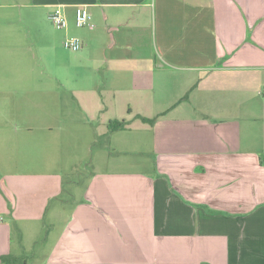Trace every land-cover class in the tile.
<instances>
[{"label": "crops", "instance_id": "0c3cea01", "mask_svg": "<svg viewBox=\"0 0 264 264\" xmlns=\"http://www.w3.org/2000/svg\"><path fill=\"white\" fill-rule=\"evenodd\" d=\"M80 5L92 28H74ZM56 6L63 30L48 18ZM69 35L79 51L63 47ZM69 130L89 135L97 166L74 201L61 163ZM5 255L264 264V0H0Z\"/></svg>", "mask_w": 264, "mask_h": 264}, {"label": "rangeland", "instance_id": "374dc122", "mask_svg": "<svg viewBox=\"0 0 264 264\" xmlns=\"http://www.w3.org/2000/svg\"><path fill=\"white\" fill-rule=\"evenodd\" d=\"M72 17L73 18L72 19L70 18V19L74 21V28L76 30H82L83 28L79 29L78 27L75 26L74 14ZM53 28L56 29L54 26ZM65 56H66L68 64L69 63L74 64L72 55H70L69 53L68 54L66 53ZM68 101H69V97H68ZM69 106H71L73 114L76 116L77 114L75 112L74 104L73 103L71 104L70 102H68V107ZM71 108L69 107V109ZM74 115H72L70 119H73ZM69 132L71 133H68L67 155L65 158H63L61 163H62V167H64V169L62 168L63 173H64V198H67V195L71 192L73 196L69 199L74 201L82 193L84 187L87 184L88 178L91 176V173L97 169V166L91 163L90 158H88L86 153L83 152L85 151L84 143L87 141L89 135L87 133H81L78 130H69ZM50 207L51 208L48 211V214L46 217L47 225L45 223L44 224L46 225V232L50 233V236H51L54 231H53L52 226H49L48 224H50L49 221H52L51 218L53 216L54 204L51 205ZM59 223L60 222L58 221V224ZM16 235H17V232L14 233V237ZM17 239L18 237L16 236V240ZM28 249L29 250H28L27 256L29 257L30 260H33L37 256L39 251L43 249V242H40L38 245H31L29 246Z\"/></svg>", "mask_w": 264, "mask_h": 264}, {"label": "built area", "instance_id": "2783aa9c", "mask_svg": "<svg viewBox=\"0 0 264 264\" xmlns=\"http://www.w3.org/2000/svg\"><path fill=\"white\" fill-rule=\"evenodd\" d=\"M48 18L52 25L58 30H63L68 25L67 16L60 6L54 7L48 14ZM74 19L75 26L78 28L93 27L92 17L87 6H77L74 10ZM62 45L67 50L76 52L82 48V40L77 36L69 35L63 39Z\"/></svg>", "mask_w": 264, "mask_h": 264}, {"label": "trees", "instance_id": "16d2710c", "mask_svg": "<svg viewBox=\"0 0 264 264\" xmlns=\"http://www.w3.org/2000/svg\"><path fill=\"white\" fill-rule=\"evenodd\" d=\"M138 117L142 121H145V122L152 121V120L145 118V117H141V116H138ZM108 126H109V129L112 131L119 130V129L123 128L124 121L113 120L109 123ZM24 263H25V260H23L20 257L13 256V255H5V256H2L0 259V264H24Z\"/></svg>", "mask_w": 264, "mask_h": 264}, {"label": "bare ground", "instance_id": "6f19581e", "mask_svg": "<svg viewBox=\"0 0 264 264\" xmlns=\"http://www.w3.org/2000/svg\"><path fill=\"white\" fill-rule=\"evenodd\" d=\"M68 26V25H67ZM87 29V28H86ZM71 52H73V51H71Z\"/></svg>", "mask_w": 264, "mask_h": 264}]
</instances>
